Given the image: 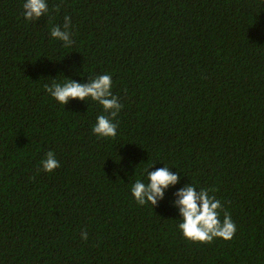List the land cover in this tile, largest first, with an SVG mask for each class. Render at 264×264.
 Listing matches in <instances>:
<instances>
[{
  "label": "trees",
  "instance_id": "trees-1",
  "mask_svg": "<svg viewBox=\"0 0 264 264\" xmlns=\"http://www.w3.org/2000/svg\"><path fill=\"white\" fill-rule=\"evenodd\" d=\"M25 2L0 0V264H264V0H47L31 21ZM65 16L69 47L50 34ZM104 74L115 138L91 97L45 89ZM165 166L178 183L139 205L132 185ZM190 185L232 240L184 237Z\"/></svg>",
  "mask_w": 264,
  "mask_h": 264
},
{
  "label": "clouds",
  "instance_id": "clouds-1",
  "mask_svg": "<svg viewBox=\"0 0 264 264\" xmlns=\"http://www.w3.org/2000/svg\"><path fill=\"white\" fill-rule=\"evenodd\" d=\"M24 16L27 20H38L48 12L47 0H26L22 5ZM64 20L68 23L64 24L65 31H61L59 25L52 27L51 36L65 42V47L73 44L70 39L71 17L65 16ZM46 91L57 100L60 104L66 105L69 99L86 100L91 97L93 101L98 102L104 113L97 116L96 124L92 131L99 137L115 138L117 136L118 122L112 121L117 117L122 105L119 103L117 96L112 94V77L104 74L90 84H80L75 81L66 80L63 83L55 82L51 85H45ZM43 170L53 172L60 167L59 161L55 158L53 152L46 154V159L41 161ZM118 175V173H116ZM150 183L146 184L137 179L131 187L132 195L137 203L141 206L150 203L156 205L157 199H163L164 189L170 185H175L179 181V176L173 174L169 167L158 169L147 175ZM199 196L196 192V186H186L178 193L181 197L179 204L183 221L179 223V229L184 237L192 242L211 243L214 238H223L224 240H232L237 229L231 214L225 212L223 222L221 223L219 216L222 209L220 200L215 196L209 195V190L201 188ZM82 239L87 240V232L82 233Z\"/></svg>",
  "mask_w": 264,
  "mask_h": 264
}]
</instances>
